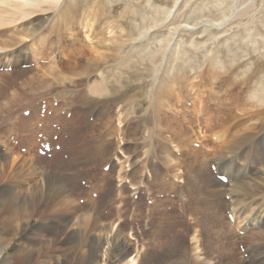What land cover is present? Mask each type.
I'll use <instances>...</instances> for the list:
<instances>
[{"label":"rangeland","instance_id":"374dc122","mask_svg":"<svg viewBox=\"0 0 264 264\" xmlns=\"http://www.w3.org/2000/svg\"><path fill=\"white\" fill-rule=\"evenodd\" d=\"M63 1L59 10L48 9L54 3L39 0L21 18L0 22V38L32 31L18 47L0 49V93L11 97L2 113L0 152L32 159L38 169L58 178L72 193L75 203L69 211L51 208L46 215L67 214L75 219L77 213L72 212L79 204L97 222L120 231L132 253L128 259L136 254L134 264L145 259L173 264L179 257L190 264L203 260L253 264L248 259L252 226L249 230L236 226L234 218H229L230 207H224L232 199L239 201L241 195L216 190L254 176L264 167V137L258 146L246 141L221 158L217 132L227 128L229 139L240 128L258 123L254 121L257 115L248 116L237 108L264 101V0H187L185 8L182 3L172 11L171 23L164 22L163 12L171 10L177 0ZM221 9L228 13L222 32L216 25L208 26L204 34L183 29L167 47L159 45L173 23L185 26L200 16L217 23L223 19ZM155 21L147 37L134 40L139 27ZM38 66L48 69V78L32 82L30 77L41 74ZM101 80L106 81L102 87L106 94L88 90L91 82ZM43 103L47 104L44 112ZM157 107L160 112L171 108L165 111L168 129L166 123L157 122ZM185 109L189 125L180 123L183 114L176 113ZM180 127H188L185 138L174 135L170 140L172 131ZM244 128L245 133L239 134L244 137L262 129ZM40 134L60 135V140L52 141L63 144V149L52 157L40 156ZM102 143L108 147L114 143L113 150L104 153ZM161 144L170 149L171 159L180 161L175 167L165 161ZM103 154L106 160L97 162ZM135 155L144 160V169L132 165ZM107 160L109 170L104 171ZM224 161L232 167L223 169L220 162ZM154 168L157 175L150 172ZM6 170L8 179H0V186L13 181ZM219 174L229 182L221 185ZM158 176L166 177L163 184H155ZM247 212L252 215L250 209ZM156 225H160L161 237L154 235ZM232 235L237 240L232 241ZM228 240L233 244L227 248ZM257 248L263 252L257 264H264V236L259 237ZM96 264H105L103 250Z\"/></svg>","mask_w":264,"mask_h":264},{"label":"bare ground","instance_id":"6f19581e","mask_svg":"<svg viewBox=\"0 0 264 264\" xmlns=\"http://www.w3.org/2000/svg\"><path fill=\"white\" fill-rule=\"evenodd\" d=\"M48 1L54 3L53 5H48V9L58 7L59 10H61V6H63L64 2L63 0ZM38 3L39 0H0V22L4 23L5 20L12 21L21 18L23 15L32 11ZM187 4V0H177L171 10H165V12H163L164 22H173L174 20L172 21L171 19L172 11L176 9L177 6L185 8ZM221 13L223 19H221V21L217 23H213L212 18L209 17V19H203V16H200V18L195 20L193 23L187 22L185 26L173 23V26H171L170 28V33L162 40H158L159 45L164 48L167 47V45L170 41H172V39L176 40L178 33L183 29H190L194 30L195 33L204 34L205 31L210 29L208 28V26L210 27L216 25L218 28H220L221 24L223 23V21H225L226 17L228 16V13H224L222 9ZM207 22H209V24H207ZM155 25H157V21L153 22L152 25L149 24V26H147L144 24L139 27L137 33L138 36H136L134 40H139L147 37L150 31H152V28L155 27ZM221 29L222 28H220L219 32H222ZM31 33V30H20L19 32L17 31L9 35L7 38H0V49H9L16 46L18 47V45L25 39V37ZM23 59L24 57H21L20 60ZM21 62L25 63L24 61ZM38 67L39 68L37 71H40L41 74L30 77L29 80H32V82L33 80H44L48 78V69H46L45 71L40 66ZM40 69H42L43 71H41ZM23 71H20L19 73ZM51 75L52 74L50 72V76ZM105 83L106 81L103 82V80H101L100 82H91V85L89 86L88 90L96 92L99 95H104L106 94V92L102 89V87ZM20 85L22 87H25V84L23 83H21ZM140 86V88H142L144 85ZM0 94L2 95V97L0 98L1 128L5 122V117L2 116V113L3 111H5L4 109L7 108V106L11 103V97L6 95L4 91ZM125 94L127 93L125 92L123 96ZM10 95H13V93H11ZM263 105L264 101L246 102L243 103L241 107L237 108L238 110H242L244 114L247 113L248 116L255 117L257 115L254 119V121H258L256 125L244 126L246 127V129H251V131L262 127V129H259V131H261L257 133L259 135H255L256 137L254 135H247L246 137L248 138L240 136L239 134L243 129H245L244 127L240 128L239 131L233 133L229 139L228 136H226L227 128H224L222 131L217 132V136L220 139L219 143H221V145L218 143L219 151L221 152V158L226 155H231L237 149L242 148L245 145L244 143L246 141L253 143L256 146L260 144L259 142H261V138L264 137V108H261V106ZM160 109L161 107L155 108V112L158 115L157 122L159 124H162L163 122L166 123V128L168 129L170 122L168 121V118L165 115V111H170L171 108L164 107V113L160 112ZM251 110H253V112H251ZM148 112L151 113L152 118V116H154V113H152V109ZM176 113L183 114V120L177 117L178 120H182L179 121L180 123L185 121L184 124H188L189 121L187 122L186 119H184V115L189 113L188 110H180L176 111ZM157 127L159 128L160 126L158 125ZM186 128L180 127L178 130L174 129L172 131L173 133H171V135L169 136L170 140H172V137L174 135H183L184 137ZM165 132L163 131V133ZM261 146H263V144ZM159 148H161V152H164L165 161L172 163V166L174 167L176 164L180 163V161H177V159H171L170 154L172 152H170V149L167 146L161 144ZM210 149L211 147L209 149L207 148L206 151ZM172 160H174V162H171ZM220 163V166H222L223 169L224 167H226L227 169H229V167H232L231 162L226 163L224 161ZM193 166L194 165L192 164L191 167ZM220 166L219 168L217 166V169L219 171ZM6 169H9L8 175L12 174L11 176H9V178H13V181L10 182V184L4 183L0 186V264H96L97 258L101 250H103L105 255V264H134L136 262V254L134 257H131L130 260L128 259L132 255V253H130L128 244L123 239L120 231H115L112 225L102 224L101 221L100 223L99 221L97 222L96 218H93L91 213L85 210H81V206L79 207V204H75V207L73 205L74 209L72 213H77L75 215V219H71L70 216L67 214H59L58 216L46 215L48 213L47 210H50L51 208L66 209V211H69V206L70 204L75 203V198L72 196V193H70L67 188L63 185V183L57 180L58 178L56 179L48 173H44L43 171L38 169L33 164L32 159L23 158L17 154L4 155L0 152L1 181L7 176L6 174H4L7 171ZM150 172L154 175H157L155 169ZM227 173L229 175L230 171H228ZM21 174L25 178H22ZM151 177L153 178V175ZM161 177L162 176H160L156 181V185L164 183L163 179L166 177ZM29 178H33L34 182L30 183L28 180ZM6 179H8V177H6ZM238 181L239 182L235 184H229V187L218 188V191L216 190V192L218 193L219 190H221V192H224L226 190L230 191L233 194L239 193L241 195L239 201L232 199L231 202L227 201L228 203H225L224 207H230L229 214L231 213L232 217L234 218V224H236V226L238 225L239 227H242V225H244L248 230L252 226L250 235L248 236L250 246L252 247L248 259L249 262L257 264L258 256L263 253L262 251L258 252L259 249L257 248V246L259 245V237L262 238L264 236V167L259 169L254 174V176ZM218 182L223 185L221 181ZM21 184L22 186L24 184L25 185L22 187ZM258 191L260 193H258ZM246 196L248 197L245 198ZM258 200V205L256 207H252V205ZM249 209L251 210L252 215L248 216L247 213L250 212H247V210ZM43 213L45 214V216L43 215ZM229 222L228 226H231ZM260 226H263L262 230H253L259 228ZM156 227H158V232L154 235L161 237L160 225H156ZM231 240H237L236 235H232ZM232 241H227V248L229 247V245L233 244ZM223 260L224 259H222V261ZM246 261L244 262V264L246 263ZM218 262H220V260H218ZM142 264L156 263L145 259L143 260ZM173 264L190 263L189 260H186L183 257H179L177 258V262H173ZM202 264L208 263L203 260Z\"/></svg>","mask_w":264,"mask_h":264},{"label":"crops","instance_id":"0c3cea01","mask_svg":"<svg viewBox=\"0 0 264 264\" xmlns=\"http://www.w3.org/2000/svg\"><path fill=\"white\" fill-rule=\"evenodd\" d=\"M111 118H112L113 122H115V120H114V119H115V116H112ZM96 145H99V143L97 142ZM100 145H104V147H105V151H104V153H105L106 151L113 150L114 143L112 144L111 147H110V146L108 147V146H107L106 144H104V143H102V144H100ZM105 157H106V156L103 154V156L100 157L101 159H96V161H97V162H99V161H101V162H102V161H105V160H106ZM97 158H99V157H97ZM136 159H137V160H136ZM107 162H108V164H109V160H107ZM131 162H132V165H133V166L136 165V164H140V165H139V168H143V169L145 168V162H144V160H143V161H142V160L139 161V158H138L136 155H135V158H134ZM137 162H138V163H137ZM154 167L157 168L156 166H154ZM155 168H154V169H155ZM135 171H136V170L133 171V174L135 173ZM114 182H116V181H114Z\"/></svg>","mask_w":264,"mask_h":264}]
</instances>
